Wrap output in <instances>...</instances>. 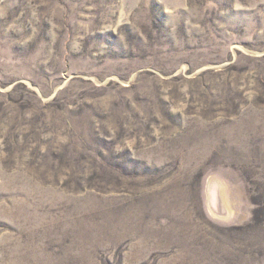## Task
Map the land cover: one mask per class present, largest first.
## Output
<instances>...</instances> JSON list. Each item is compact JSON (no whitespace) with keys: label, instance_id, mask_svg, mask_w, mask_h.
I'll list each match as a JSON object with an SVG mask.
<instances>
[{"label":"rangeland","instance_id":"obj_1","mask_svg":"<svg viewBox=\"0 0 264 264\" xmlns=\"http://www.w3.org/2000/svg\"><path fill=\"white\" fill-rule=\"evenodd\" d=\"M0 264H264V0H0Z\"/></svg>","mask_w":264,"mask_h":264}]
</instances>
